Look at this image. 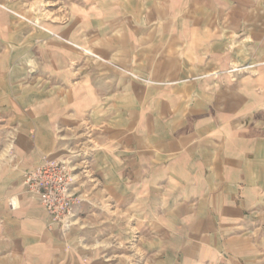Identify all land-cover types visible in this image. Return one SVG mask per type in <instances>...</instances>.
I'll list each match as a JSON object with an SVG mask.
<instances>
[{
    "label": "crops",
    "instance_id": "1",
    "mask_svg": "<svg viewBox=\"0 0 264 264\" xmlns=\"http://www.w3.org/2000/svg\"><path fill=\"white\" fill-rule=\"evenodd\" d=\"M0 264H264V0H0Z\"/></svg>",
    "mask_w": 264,
    "mask_h": 264
},
{
    "label": "built area",
    "instance_id": "2",
    "mask_svg": "<svg viewBox=\"0 0 264 264\" xmlns=\"http://www.w3.org/2000/svg\"><path fill=\"white\" fill-rule=\"evenodd\" d=\"M78 175L69 158L44 161L25 173L27 192L39 197L41 207L63 232L76 225V208L83 202L82 194L76 191Z\"/></svg>",
    "mask_w": 264,
    "mask_h": 264
},
{
    "label": "rangeland",
    "instance_id": "3",
    "mask_svg": "<svg viewBox=\"0 0 264 264\" xmlns=\"http://www.w3.org/2000/svg\"><path fill=\"white\" fill-rule=\"evenodd\" d=\"M77 173H80L78 169H77ZM123 250L126 252V256H129L133 254V252L136 251V238L134 236L131 238V240H129L125 244V247H123Z\"/></svg>",
    "mask_w": 264,
    "mask_h": 264
},
{
    "label": "bare ground",
    "instance_id": "4",
    "mask_svg": "<svg viewBox=\"0 0 264 264\" xmlns=\"http://www.w3.org/2000/svg\"><path fill=\"white\" fill-rule=\"evenodd\" d=\"M50 14V13H49ZM51 20V19H50Z\"/></svg>",
    "mask_w": 264,
    "mask_h": 264
}]
</instances>
